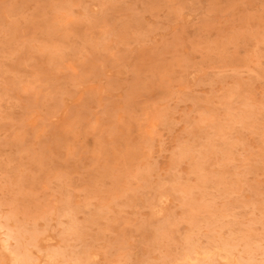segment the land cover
I'll use <instances>...</instances> for the list:
<instances>
[{"label": "rangeland", "instance_id": "rangeland-1", "mask_svg": "<svg viewBox=\"0 0 264 264\" xmlns=\"http://www.w3.org/2000/svg\"><path fill=\"white\" fill-rule=\"evenodd\" d=\"M0 264H264V0H0Z\"/></svg>", "mask_w": 264, "mask_h": 264}]
</instances>
